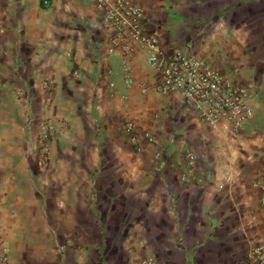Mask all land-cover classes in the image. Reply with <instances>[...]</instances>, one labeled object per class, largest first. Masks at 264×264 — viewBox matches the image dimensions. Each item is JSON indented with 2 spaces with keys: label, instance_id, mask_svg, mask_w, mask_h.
Listing matches in <instances>:
<instances>
[{
  "label": "crops",
  "instance_id": "1",
  "mask_svg": "<svg viewBox=\"0 0 264 264\" xmlns=\"http://www.w3.org/2000/svg\"><path fill=\"white\" fill-rule=\"evenodd\" d=\"M41 1L0 0V264H242L264 250V0H130L159 50L248 89L236 133L158 92L153 53H110L99 0Z\"/></svg>",
  "mask_w": 264,
  "mask_h": 264
},
{
  "label": "built area",
  "instance_id": "2",
  "mask_svg": "<svg viewBox=\"0 0 264 264\" xmlns=\"http://www.w3.org/2000/svg\"><path fill=\"white\" fill-rule=\"evenodd\" d=\"M43 6L48 5L42 0ZM104 14V24L110 31V53L120 50L129 55L137 51L153 53L149 64L156 73L155 88L162 94H175L196 112L200 121L212 129L236 133L252 118L247 104L248 89L241 83L221 76L219 71L202 59L193 58L177 49H158L160 34L143 32L139 10L130 6V0H99ZM128 141L138 145L139 135L135 124L128 122L123 128ZM49 123L39 128V154L44 163L49 161V143L52 137ZM152 142L151 136H146ZM185 160L193 165L196 157L188 153ZM6 250L0 247V262L6 261ZM143 264H153L151 260ZM242 264H264V250L252 251Z\"/></svg>",
  "mask_w": 264,
  "mask_h": 264
},
{
  "label": "rangeland",
  "instance_id": "3",
  "mask_svg": "<svg viewBox=\"0 0 264 264\" xmlns=\"http://www.w3.org/2000/svg\"><path fill=\"white\" fill-rule=\"evenodd\" d=\"M38 152H39V150H38Z\"/></svg>",
  "mask_w": 264,
  "mask_h": 264
}]
</instances>
